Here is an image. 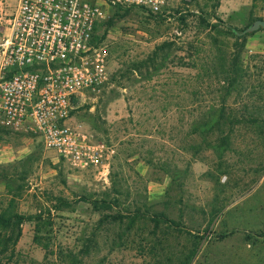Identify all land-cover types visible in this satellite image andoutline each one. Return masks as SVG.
<instances>
[{"label": "rangeland", "instance_id": "obj_1", "mask_svg": "<svg viewBox=\"0 0 264 264\" xmlns=\"http://www.w3.org/2000/svg\"><path fill=\"white\" fill-rule=\"evenodd\" d=\"M17 3L0 0V41ZM124 9L111 7L97 29L109 81L72 116L114 149L106 174L74 170L38 136L0 128V211L41 215V243L35 222L25 221L16 245L0 246V264H183L194 249L189 264L253 263L251 247L264 236V28L237 38L224 25L264 19V0H190L158 14ZM115 11L126 14L104 24ZM163 41L172 49L150 78L110 82L122 61L144 59ZM81 196L164 212L181 230H154L143 218L130 229L127 219L101 224ZM7 235L0 228V240Z\"/></svg>", "mask_w": 264, "mask_h": 264}, {"label": "built area", "instance_id": "obj_2", "mask_svg": "<svg viewBox=\"0 0 264 264\" xmlns=\"http://www.w3.org/2000/svg\"><path fill=\"white\" fill-rule=\"evenodd\" d=\"M188 1L18 0L0 41V127L38 136L74 170L106 174L114 149L72 120L77 102L109 81L97 29L117 5L156 14Z\"/></svg>", "mask_w": 264, "mask_h": 264}, {"label": "trees", "instance_id": "obj_3", "mask_svg": "<svg viewBox=\"0 0 264 264\" xmlns=\"http://www.w3.org/2000/svg\"><path fill=\"white\" fill-rule=\"evenodd\" d=\"M115 7L117 8V11L123 8H126L124 9V11H128V8L132 6L117 5ZM117 11H115L113 16H111L108 20H106L104 24H106L107 26H111L113 24V19L115 16L121 17L126 14V12L118 13ZM202 21L205 22V18L202 17ZM211 27L215 28L217 26L213 24V26ZM224 28L227 29L229 33L235 35L237 38H244L249 33L244 31L247 27L244 29H239L225 24ZM98 37L101 40L104 37V34ZM172 45L173 42L171 41H163L162 43L157 44L154 47V49L149 53V55H147L146 58L144 59L122 61L121 68H119L117 72H114L113 77L110 79V82L112 81L120 82L123 79L128 78L133 73L141 74L147 72L150 78L152 72H149V69L156 70L160 66L164 65V63L169 57V52L172 49ZM238 54L239 53L237 52V55H234L232 58V72H235L233 64H236L235 61L238 57ZM224 79L228 82L226 92L229 93L232 90V87L234 86L233 82H235V79L230 74L226 76ZM222 113L223 111L220 110L219 116L221 118L223 117ZM0 128L5 129L2 127ZM80 200L91 204L93 210L100 213V218L98 222L101 224L115 223V222L123 223L124 220L127 219L128 221L127 228L130 229L135 224L137 219L143 218V219H148L153 223L154 230H156L161 223H167L168 225H172L176 229L181 230L180 222L169 218L167 214L164 212H156V211L150 212L148 210L142 211L139 207H135L131 210H120L118 209V202L116 200H108L106 198L96 199L87 196H81ZM59 201L60 204L64 206H68L70 204L68 200L63 198H60ZM40 220H41L40 214L24 215L19 212H8L7 210L0 211V228L4 230L6 233H8L6 240L5 239L2 241L0 240V246L5 247V245L8 243L15 246L21 236L22 224L25 221L35 222V234L33 239L35 242L40 244L41 243V238L39 236V232L41 229ZM263 235L264 234H260V236ZM220 236H223V234H221ZM194 254H195V249L191 250V252L187 255L188 260L186 259V263L183 264H189Z\"/></svg>", "mask_w": 264, "mask_h": 264}, {"label": "crops", "instance_id": "obj_4", "mask_svg": "<svg viewBox=\"0 0 264 264\" xmlns=\"http://www.w3.org/2000/svg\"><path fill=\"white\" fill-rule=\"evenodd\" d=\"M255 240H256V243H255L256 246L254 244L255 248H254V246L251 247V252L249 254L250 255L249 261L253 262V263L249 262L250 264H259L260 262L264 261V259H260V256L262 255V252H261V249L258 247V244L263 246L264 236L263 237H259L258 236V237L255 238Z\"/></svg>", "mask_w": 264, "mask_h": 264}, {"label": "water", "instance_id": "obj_5", "mask_svg": "<svg viewBox=\"0 0 264 264\" xmlns=\"http://www.w3.org/2000/svg\"><path fill=\"white\" fill-rule=\"evenodd\" d=\"M261 27L264 28V19L257 18L244 31L251 32Z\"/></svg>", "mask_w": 264, "mask_h": 264}]
</instances>
